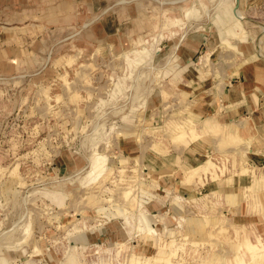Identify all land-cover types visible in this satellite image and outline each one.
I'll return each mask as SVG.
<instances>
[{
    "label": "rangeland",
    "instance_id": "374dc122",
    "mask_svg": "<svg viewBox=\"0 0 264 264\" xmlns=\"http://www.w3.org/2000/svg\"><path fill=\"white\" fill-rule=\"evenodd\" d=\"M234 9L0 0V264H264V164L218 123L264 0Z\"/></svg>",
    "mask_w": 264,
    "mask_h": 264
},
{
    "label": "crops",
    "instance_id": "0c3cea01",
    "mask_svg": "<svg viewBox=\"0 0 264 264\" xmlns=\"http://www.w3.org/2000/svg\"><path fill=\"white\" fill-rule=\"evenodd\" d=\"M87 5L90 10H94L91 4ZM86 21L85 27L89 30L87 32L93 37L95 29L93 27L89 29L93 20L88 17ZM15 52L16 49L12 53ZM243 72L245 73L244 80L242 79L227 89L224 107L226 109L224 115H220L218 123L229 126L232 135L248 143L254 156L252 163L259 167L264 164V64L253 61ZM244 207L240 202L239 205L233 207L232 211L236 212V215L241 212L243 216ZM245 212L248 211L245 210ZM256 216L260 217L257 219ZM252 220L254 222L258 220L264 229V212L253 216Z\"/></svg>",
    "mask_w": 264,
    "mask_h": 264
},
{
    "label": "water",
    "instance_id": "95a60500",
    "mask_svg": "<svg viewBox=\"0 0 264 264\" xmlns=\"http://www.w3.org/2000/svg\"><path fill=\"white\" fill-rule=\"evenodd\" d=\"M241 0H236L234 12L237 13L240 9Z\"/></svg>",
    "mask_w": 264,
    "mask_h": 264
},
{
    "label": "bare ground",
    "instance_id": "6f19581e",
    "mask_svg": "<svg viewBox=\"0 0 264 264\" xmlns=\"http://www.w3.org/2000/svg\"><path fill=\"white\" fill-rule=\"evenodd\" d=\"M235 3H236V0H235ZM234 14H235L239 19H242V15L240 14L239 11H238L237 13L234 12Z\"/></svg>",
    "mask_w": 264,
    "mask_h": 264
}]
</instances>
